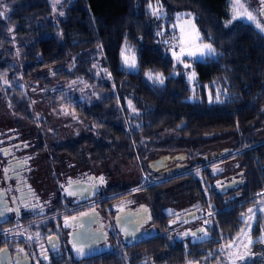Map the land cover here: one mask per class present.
I'll return each instance as SVG.
<instances>
[{"label":"trees","instance_id":"obj_1","mask_svg":"<svg viewBox=\"0 0 264 264\" xmlns=\"http://www.w3.org/2000/svg\"><path fill=\"white\" fill-rule=\"evenodd\" d=\"M5 5L0 77L7 71L16 80L0 90V109L9 103L15 115L31 122L32 94L64 104L50 90L53 79H83L99 91L93 100L71 104L89 133L52 143L33 132L43 151L62 150L103 166L114 153L133 159L158 150H235L199 166L197 174L143 182L141 196L154 207L158 233L125 253L113 249L85 264H213L222 258L223 246L238 236L248 210L264 194V30L234 17L231 0H67L59 17L50 0H5ZM185 14L193 16L201 41L215 52L203 60L183 58L195 73L193 83L169 53V26ZM127 52L135 70L123 62ZM218 93L222 97L215 100ZM163 129H175L177 136H161ZM226 162L231 172H241L243 183L236 192L219 194L212 180L228 173L213 177L211 166ZM192 202L203 210L209 233L198 243L175 239L166 226L167 209ZM263 234L264 209L254 213L250 259L240 264H264Z\"/></svg>","mask_w":264,"mask_h":264},{"label":"flooded vegetation","instance_id":"obj_2","mask_svg":"<svg viewBox=\"0 0 264 264\" xmlns=\"http://www.w3.org/2000/svg\"><path fill=\"white\" fill-rule=\"evenodd\" d=\"M216 148L183 149L187 168L169 176L151 170L147 157L175 149L137 155L143 178L122 185L108 170H97L94 161H80L62 150L43 151V142L19 121L0 124V264H85L113 249L125 253L158 233L154 207L141 196L143 182L155 184L216 161L221 157L202 158ZM212 183L226 194L236 192L243 180L236 171ZM226 183L227 190L220 192ZM112 187L120 190L109 193ZM165 217L175 239L198 243L209 236L199 203H180Z\"/></svg>","mask_w":264,"mask_h":264},{"label":"rangeland","instance_id":"obj_3","mask_svg":"<svg viewBox=\"0 0 264 264\" xmlns=\"http://www.w3.org/2000/svg\"><path fill=\"white\" fill-rule=\"evenodd\" d=\"M67 0H50L52 14L55 17H59L63 14V7ZM231 8L233 16L241 18L245 21L253 23L258 29L264 30V19H262L258 13L259 1L258 0H231ZM7 12L5 0H0V15L4 16ZM169 30L173 34V40L169 47V53L173 59L182 64L185 69V75L190 83L195 81V73L190 69V64L186 61L183 62V58H192L197 60H203L208 56H214L215 52L211 55L207 53L204 45H211L209 42L201 41V36L193 22L192 15H183V18L176 20L169 26ZM212 47V45H211ZM16 54H19L18 48ZM213 49V47H212ZM214 50V49H213ZM205 54L200 55L201 52ZM127 59L128 63H125ZM130 54H123V62L131 70H135L134 67H130V64L134 62ZM187 65V66H186ZM8 72L4 71L0 77V90L10 88L13 82L16 80L12 76V80L8 77ZM19 87L24 88L21 82L16 83ZM51 92H55L64 104H51L48 101H40V94L34 93L31 95V115L32 121L21 120L22 118L15 115L9 106V103H2L0 109V124H7V122H19L20 125L26 128L29 134L34 136V133L43 138V135L47 139H51L52 143L65 140L67 138H78L89 133L86 126L76 115L71 104L74 103V99L78 101L88 102L99 96V91H93V86L86 80L77 79L69 83L60 82L59 80H51ZM221 94L218 93L215 100L221 98ZM34 132V133H33ZM91 134L96 135L95 132ZM161 136H177L175 129H168L161 131ZM43 142V141H42ZM181 150V149H180ZM233 165L236 161L231 162ZM226 162L223 164L216 163L211 166L213 169L210 171L213 177L214 175H223L232 171V164ZM97 170L111 172L113 181H117L122 185L133 183L136 180L143 178L138 164L137 158H128L118 153L108 155V160L105 165L101 166L96 163ZM199 172L198 169L191 170V173ZM235 172V171H233ZM171 190V189H170ZM170 193V191H169ZM171 194V193H170ZM169 194V195H170ZM264 194L259 198L258 204L249 209L246 215V224L243 226L241 232L229 245H224L221 250L222 258L217 260L213 264H240L245 260L250 259L251 253L249 252V244L251 238L249 236V229L252 226L254 213L264 209ZM263 200V201H261ZM251 210V211H250ZM264 235V234H263ZM186 264H201L199 261H188Z\"/></svg>","mask_w":264,"mask_h":264},{"label":"water","instance_id":"obj_4","mask_svg":"<svg viewBox=\"0 0 264 264\" xmlns=\"http://www.w3.org/2000/svg\"><path fill=\"white\" fill-rule=\"evenodd\" d=\"M258 13L262 19H264V0L260 2ZM233 150L232 146L219 147L209 152L202 154L204 160L215 159L224 156ZM188 153L185 150H174V151H162L157 152L155 155L147 157L148 166L153 171H160L162 176H169L187 168L188 163L186 162ZM229 183H226L224 188L220 192L226 191ZM189 216V215H188ZM187 216V217H188ZM192 216V215H190Z\"/></svg>","mask_w":264,"mask_h":264},{"label":"snow or ice","instance_id":"obj_5","mask_svg":"<svg viewBox=\"0 0 264 264\" xmlns=\"http://www.w3.org/2000/svg\"><path fill=\"white\" fill-rule=\"evenodd\" d=\"M154 14H156V12H154ZM204 48L207 50V53L209 54V55H211L212 53H213V49H212V47H211V45H204ZM205 53L202 51L201 53H200V55H204ZM125 63H128V61H127V59L125 60ZM187 66V65H186ZM130 67H134V62L132 63V64H130ZM157 79H159V81H160V83H163V79L162 78H160L159 76L157 77ZM101 182H103V178H101ZM251 211V210H250ZM77 252L79 253V252H81V249H79V248H77Z\"/></svg>","mask_w":264,"mask_h":264},{"label":"built area","instance_id":"obj_6","mask_svg":"<svg viewBox=\"0 0 264 264\" xmlns=\"http://www.w3.org/2000/svg\"><path fill=\"white\" fill-rule=\"evenodd\" d=\"M167 39H169V38L167 37Z\"/></svg>","mask_w":264,"mask_h":264}]
</instances>
